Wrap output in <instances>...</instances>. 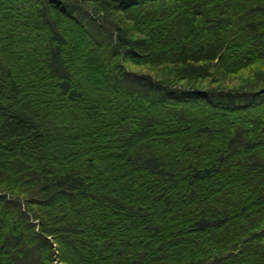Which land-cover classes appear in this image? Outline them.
<instances>
[{
	"label": "trees",
	"instance_id": "trees-1",
	"mask_svg": "<svg viewBox=\"0 0 264 264\" xmlns=\"http://www.w3.org/2000/svg\"><path fill=\"white\" fill-rule=\"evenodd\" d=\"M0 264H264V0H0Z\"/></svg>",
	"mask_w": 264,
	"mask_h": 264
}]
</instances>
